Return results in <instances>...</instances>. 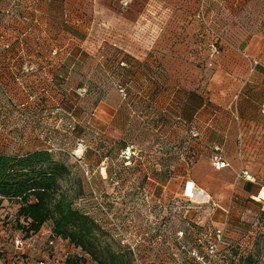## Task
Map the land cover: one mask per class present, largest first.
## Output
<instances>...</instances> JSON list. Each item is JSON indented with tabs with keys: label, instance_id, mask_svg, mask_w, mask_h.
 Masks as SVG:
<instances>
[{
	"label": "rangeland",
	"instance_id": "obj_1",
	"mask_svg": "<svg viewBox=\"0 0 264 264\" xmlns=\"http://www.w3.org/2000/svg\"><path fill=\"white\" fill-rule=\"evenodd\" d=\"M133 1L139 7L120 11L138 18L135 28L124 25L118 39L104 40L98 34L62 39L58 52L46 58L35 54L38 41L26 37L24 26L22 36H16L13 26L6 28L10 40L2 38L0 26V152L25 154L41 148L54 152L70 168L62 183L73 197V207L96 220L103 247L132 250V264H250L244 258L251 252L256 264H264L260 223L245 244L238 243L224 222L225 212L210 199H192L186 192L170 196L168 191L175 163L188 149L183 148L184 141L180 144L185 136L181 131L179 137L178 106L162 84L169 74L155 63L160 60L158 50L152 59L153 49L165 42L159 37L153 42L152 34L169 21L195 18L202 7L195 9L196 0H181L184 5L173 9L160 2ZM202 11L213 22L211 12L205 7ZM32 27L35 32L36 25L27 31ZM53 43L46 41L45 48ZM50 63L52 68H47ZM187 63L189 80L197 63ZM158 85L162 88L156 89ZM101 103L106 109L99 107ZM100 111L107 120L97 115ZM186 127L189 132V124ZM18 208L15 201L0 205V241L15 245L22 239L28 257L55 255L49 245L53 221L39 234L24 237L16 219ZM220 228L224 241L211 256L198 238L214 237ZM64 240L57 242L58 264H66L64 255L74 246ZM13 245L7 250L0 247V258L13 254ZM195 249L205 255L204 261L193 254ZM86 257L88 264H98L91 255Z\"/></svg>",
	"mask_w": 264,
	"mask_h": 264
},
{
	"label": "crops",
	"instance_id": "obj_2",
	"mask_svg": "<svg viewBox=\"0 0 264 264\" xmlns=\"http://www.w3.org/2000/svg\"><path fill=\"white\" fill-rule=\"evenodd\" d=\"M166 1L150 0L147 5L160 2L171 9L184 5L181 0ZM139 5L133 0H0L1 35L10 37L8 28L13 26L19 33L16 36H22L20 27L24 26L26 37L38 41L35 54L51 57L58 52L57 42L62 39L83 40L94 34L104 40L109 36L118 39L124 35V25H138V18L123 16L120 10ZM200 6L211 12L214 25L224 32L227 42L214 57H209L210 51L202 46L184 52L197 63L193 82L184 84L168 75L162 83L170 90V101L178 106L175 116L179 119V137L185 136L180 144L188 149V154L175 163L177 170L168 191L170 196L172 192L184 194L187 184L191 188L194 183L202 189V196H209L216 209L225 212L224 222L240 239L235 241L245 244L259 223L264 233V199L260 197L264 191V0H196L195 9ZM31 25L37 26L35 32L33 27L27 31ZM177 25L180 28L167 29L165 23L157 35L152 34L153 42L161 35L186 36L188 40L197 36V23ZM6 28L9 31L5 33ZM46 41L54 43L45 48ZM52 66L50 63L47 68ZM99 107L106 109L103 103ZM97 115L107 120L101 111ZM193 131L198 135L190 137ZM215 146L222 147L229 162L220 170L212 164ZM242 171H248L255 181L239 176ZM8 244L0 241L5 250ZM12 247L13 254L0 258V264H20V253L24 259L29 258L23 252L24 245L20 250Z\"/></svg>",
	"mask_w": 264,
	"mask_h": 264
},
{
	"label": "trees",
	"instance_id": "obj_3",
	"mask_svg": "<svg viewBox=\"0 0 264 264\" xmlns=\"http://www.w3.org/2000/svg\"><path fill=\"white\" fill-rule=\"evenodd\" d=\"M197 13L195 18L178 22L182 26L197 23V36L194 39L188 40L186 36L179 35L163 38L161 35L159 41L165 44H161L156 50L154 46L152 52V59H155L158 50L160 60H156L155 63L160 67H166L167 74L184 84L189 80L194 81L196 69L193 70V78L188 80L191 75H188L187 68L190 64L187 61L190 59L184 52L195 51L201 46L209 52L210 36ZM169 22L166 25L167 29L171 26L180 28L178 23ZM218 31L220 35L218 47L221 53L227 39L224 32L219 29ZM208 54L210 57V52ZM178 59H181L179 63ZM69 173L68 164L57 159L54 152L47 148L25 154L0 152V205L4 200L19 204L16 219L21 224L24 237L27 238L38 234L47 222L53 221L52 236L70 241L77 249L74 255L66 259V264H88L87 254L98 264H132L134 258L132 250L121 247L115 249L109 244L103 247L97 236L99 225L96 220L73 207V197L68 194L62 183ZM255 258V254L251 252L244 261L256 264Z\"/></svg>",
	"mask_w": 264,
	"mask_h": 264
},
{
	"label": "built area",
	"instance_id": "obj_4",
	"mask_svg": "<svg viewBox=\"0 0 264 264\" xmlns=\"http://www.w3.org/2000/svg\"><path fill=\"white\" fill-rule=\"evenodd\" d=\"M125 4H127V2H125ZM202 10H203V7L201 8L198 16L202 19L205 25L206 31L210 36V42H209L208 47H209L210 55L213 57L220 53V49L218 47V41L220 40V35H219L218 29L214 25V22L208 19V17H206V14ZM192 133H193V136L198 135L197 131H193ZM211 159H212V164L215 169L220 170L229 165V162L224 158L222 154L221 146H215L214 153ZM239 176H242L245 179L250 180V181H255V178L248 171H242L239 174ZM189 188H190V185H189ZM202 194H203L202 189L196 187L194 183H192V186L189 190L187 188L186 196H189V198L196 199V198H199L200 196L202 199L209 198V196L207 197L205 195L202 196ZM224 236H225V232L223 229L220 228L217 230L214 237L210 236L209 234H206L204 237L200 236L198 238V242H199V245H202V247L203 246L205 247L206 252L209 255L213 256L218 253L219 246L224 241ZM51 238L52 239L49 241V245H50V248L54 250L55 255H51V257H48L47 259H41V258H36V257L34 258L29 257L27 259L26 258L24 259L23 256L20 255L22 256L20 257V259H22L20 260V264H58L59 258L56 255L57 242L58 240H61V241H65V240L62 238L53 237V236H51ZM23 245H24V241L22 239H16L15 246L16 248H18V250H20L23 247ZM75 252H76V249L73 246L71 248V251H67L64 256L67 259L68 257L74 255ZM193 254L197 257L198 260L200 261L205 260V255H203L200 251H197L195 249L193 251Z\"/></svg>",
	"mask_w": 264,
	"mask_h": 264
},
{
	"label": "bare ground",
	"instance_id": "obj_5",
	"mask_svg": "<svg viewBox=\"0 0 264 264\" xmlns=\"http://www.w3.org/2000/svg\"><path fill=\"white\" fill-rule=\"evenodd\" d=\"M260 197L264 199V191L262 192Z\"/></svg>",
	"mask_w": 264,
	"mask_h": 264
}]
</instances>
